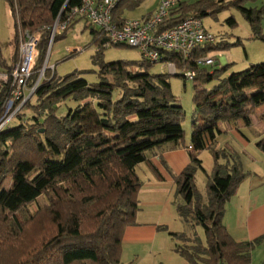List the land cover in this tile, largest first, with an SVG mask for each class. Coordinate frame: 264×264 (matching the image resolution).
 I'll use <instances>...</instances> for the list:
<instances>
[{
    "label": "trees",
    "instance_id": "obj_1",
    "mask_svg": "<svg viewBox=\"0 0 264 264\" xmlns=\"http://www.w3.org/2000/svg\"><path fill=\"white\" fill-rule=\"evenodd\" d=\"M6 1L14 34L9 60L2 56L0 43V74L7 77L0 79V120L21 105L13 117L17 123L0 129V264H122L123 232L135 223L142 187L135 167L144 162L160 177L146 152L163 146L184 148L190 158L172 176V204L188 228L187 232L168 231L176 241L174 251L189 264H251V253L263 243L264 233L236 240L223 223L225 203L248 173L233 152L214 143L219 122L240 119L249 126L252 113L264 105V61L222 76L228 64L208 71L196 67L195 61L223 44H207L186 59L164 52V61L196 72L187 145L181 125L184 111L171 91L170 74L150 72L154 63L141 56L139 60H103L107 36L88 23L83 28L90 29L96 46L92 58L99 80L89 83L79 72L56 78L54 68L47 67L37 82L50 41L52 46L73 22L51 38L52 25L57 19L63 21L82 0ZM143 1L116 0L112 20L121 25L124 10H134ZM241 1L178 0L159 28H170L189 15L202 20L234 4L249 23L253 38L264 39L262 10L246 8ZM226 20L235 24L232 16ZM24 32H40L38 56L27 79V86L35 87L27 99L14 100L5 112ZM76 52L73 49L66 57ZM215 79L216 84L205 87ZM66 100L73 104L57 114L58 105ZM23 109L32 112L29 118L20 112ZM256 145L264 151V135ZM204 149L210 151L213 165L203 199L195 173L204 170L198 157ZM7 178L12 179L9 187L4 186ZM40 196L46 202L29 212L27 207ZM195 226L202 228L204 243L194 233ZM157 229L167 230V226ZM133 263L132 259L128 264Z\"/></svg>",
    "mask_w": 264,
    "mask_h": 264
},
{
    "label": "rangeland",
    "instance_id": "obj_2",
    "mask_svg": "<svg viewBox=\"0 0 264 264\" xmlns=\"http://www.w3.org/2000/svg\"><path fill=\"white\" fill-rule=\"evenodd\" d=\"M185 1L193 3L196 0ZM155 3L156 0H144L136 9L124 10L123 16L125 18H140L150 11ZM240 3L246 8L262 10L260 25L264 37V0H242ZM230 16L235 20L234 25L229 24L226 20ZM202 22L206 29L215 36V41L210 43L209 46L223 44V47L221 48H215L208 51V54L213 56L216 60L214 66L205 67L208 71L228 64L227 72L229 73L232 71L243 70L251 63L264 61V39L253 38L249 23L236 5L230 4L217 11L214 15H206L202 17ZM84 23V20L73 21V23L67 28L66 34L63 37L56 39L52 46L50 45L46 64L47 67L52 66L54 68L56 78L65 76L71 72H79V75L89 83L97 82L99 80L98 65L92 58L96 46L92 43L90 29L83 28ZM13 34V17L8 3L6 0H0L1 54L7 60H9L11 54V40ZM73 49L78 50V52L71 57H66L68 52ZM139 59L140 54L138 50L132 47L111 45L103 50V60L105 61ZM176 70V74H180L179 72L181 71V68H176ZM149 71L170 74L169 81L171 91L184 111L181 120V125L184 129V136L189 139L191 115L194 107L192 101L194 80L184 79L182 76L174 75L168 70V65L161 62L152 64L149 67ZM216 83V79L212 80L205 83V87L209 88ZM29 91L30 87L26 86V97L28 96ZM32 101L34 102V98ZM72 104L73 103L70 100L61 102L58 105L56 111L57 114H62L66 107ZM20 112L24 113V117L28 118L32 114L28 109H23ZM14 123H17L15 118L9 122V124ZM228 125L229 126L223 124L220 126L214 145L216 148L226 147L228 151L233 152L234 157L239 158L243 171L248 174L246 176L247 178L242 180L237 187L238 191L239 193L244 192V190L248 191V188L250 189L253 187L254 193L252 194V201L253 204L256 202L258 205L264 200V151L256 145V142L264 135V105L257 107L252 113L251 124L249 126H245L240 119L235 122H230ZM165 150H168V146L147 151L146 157L149 158L150 156H155ZM198 157L202 161V167L204 170L198 169L196 171L195 184L204 199L206 195V183L211 172L213 160L210 151L207 149L201 150ZM135 170L144 184L139 193L140 198L138 196V208H140V214L138 215L139 217H153L156 220L155 222L167 226V230H159L157 232V235L153 240V248L157 253V257L155 258L157 262L163 261L164 264H169L168 259L170 255H172L176 241L168 235V231L187 232L188 228L178 217L173 204L170 203L168 191H165L166 194L159 192L155 197H152V195L149 194L148 187L151 185V180L155 179V177L147 166L144 163H140L135 167ZM11 182L12 179L7 178L4 181V186L9 187ZM237 195L239 197V194ZM155 200H158L159 202L153 203ZM237 201V199L233 200L231 196L225 203L223 223L228 228L230 226L229 222H232L234 217L236 219L235 204ZM45 202V197L40 196L35 202L27 207L28 211L31 213L34 212L38 205ZM194 231L204 243L202 228L200 226H195ZM150 247L151 246L147 243H142L138 246L125 244L124 257L122 258L121 263L128 264L133 258H135L133 264H150L148 260L137 263L139 255L147 257V252H149ZM261 249L262 248H258L255 252L256 261L259 260V255L262 253Z\"/></svg>",
    "mask_w": 264,
    "mask_h": 264
},
{
    "label": "built area",
    "instance_id": "obj_3",
    "mask_svg": "<svg viewBox=\"0 0 264 264\" xmlns=\"http://www.w3.org/2000/svg\"><path fill=\"white\" fill-rule=\"evenodd\" d=\"M116 0H82L77 7L70 9L65 14L64 20L57 19L51 27V38L55 33H61L67 25L76 18H83L95 29L107 36L105 47L110 45H124L138 50L140 56L151 62L168 65V70L175 74L176 67L173 62L164 61V52L178 53L182 58H188L195 49L203 47L215 41V36L209 32L201 19L187 16L180 23L165 29H160L161 22L170 11L177 5L178 0H157L155 8L140 18H126L121 25L112 20V9ZM40 32L29 34L24 32L19 39L18 62L12 70L14 87L11 91V99L5 112H8L12 102L22 98V102L32 93L34 87L30 88L28 96H25L27 79L34 66L38 48L37 44ZM215 58L206 55L197 58L196 67H208L215 65ZM47 68V64H46ZM53 68L52 66L50 67ZM44 67H42L37 82L42 78ZM184 79H194V70L182 69L179 72ZM2 80H6L5 74H0ZM21 105V104H20ZM20 105L9 112L0 120V129L7 126L14 117Z\"/></svg>",
    "mask_w": 264,
    "mask_h": 264
},
{
    "label": "crops",
    "instance_id": "obj_4",
    "mask_svg": "<svg viewBox=\"0 0 264 264\" xmlns=\"http://www.w3.org/2000/svg\"><path fill=\"white\" fill-rule=\"evenodd\" d=\"M156 3L154 4V7L143 16L148 15L155 8ZM78 20H84V22L87 23L83 18H76L74 21ZM227 73L228 72H225L222 76H225ZM229 123L230 122H219L218 129L223 124L229 126ZM185 142L188 145L189 139L185 138ZM148 159L155 165L160 174V177L156 176L152 172V170H150V168L144 162H142L147 166V168L155 177V179L151 180V185L148 187L149 194L152 195V197H155V195H157V193L159 192H163L164 194H166L165 191H168V196L170 198L169 201L170 203H172L175 189L172 176L183 170L185 166L190 162L187 150L184 148H176L172 150L168 149L163 151L162 153L156 154L155 156H150ZM142 186H144L143 182ZM140 191L141 189L139 190V193ZM139 193L138 196L140 198ZM253 193V187H251L250 189L248 188V191L244 190V192L240 193L237 188L236 192L232 195L233 200H238L235 204L236 219L234 217L232 222H229L230 226L229 228L227 227V229L229 233L232 234V237L236 240H249L264 233V200H262V202L258 205L256 202H254L253 204ZM237 194H239V197ZM158 202V200H155L153 203ZM138 214H140V208L137 211L135 223L127 226L123 232L122 252L120 258L121 261L124 257L125 244H132L133 246H138L142 243H147L151 246L149 252H147V257L139 255L137 263L148 260L150 264H164L163 261L157 262V260L155 259L157 257V253L156 250H154L153 248V240L155 239L157 232L159 231L157 229V226L162 224L155 222L156 220L153 217H139ZM258 248H262V253L261 255H259V260L256 261L255 252ZM134 259L135 258H133V260ZM168 261L169 264H189L182 256H180L177 252L174 251V247L172 255H170ZM255 261L256 264H264V240L263 243L257 246L251 253V264H255Z\"/></svg>",
    "mask_w": 264,
    "mask_h": 264
},
{
    "label": "water",
    "instance_id": "obj_5",
    "mask_svg": "<svg viewBox=\"0 0 264 264\" xmlns=\"http://www.w3.org/2000/svg\"><path fill=\"white\" fill-rule=\"evenodd\" d=\"M50 44H51V41L49 43V46H48V49H47V52H46V57L44 59V63H43V67L44 68H46V63H47V57H48V54H49Z\"/></svg>",
    "mask_w": 264,
    "mask_h": 264
}]
</instances>
